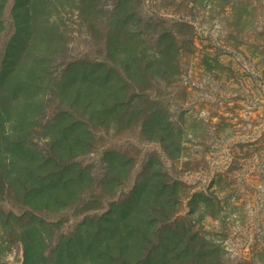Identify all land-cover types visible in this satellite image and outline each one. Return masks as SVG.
Instances as JSON below:
<instances>
[{"label":"rangeland","instance_id":"374dc122","mask_svg":"<svg viewBox=\"0 0 264 264\" xmlns=\"http://www.w3.org/2000/svg\"><path fill=\"white\" fill-rule=\"evenodd\" d=\"M25 1L0 0V65L25 15L18 6ZM46 1L30 49L46 45L49 51L37 61L29 57L28 64L43 60L54 79L76 61L91 70L103 63L104 73L116 69V85L103 89L106 99L91 98L88 111L114 115L100 119L102 125L89 123V114L83 117L88 122L81 125L80 142L87 149L56 159L75 158L92 182L74 190L78 198L47 209L28 192L39 189L45 153L63 138L62 125H69V115L80 121L86 104L72 107L69 91L61 96L56 82L46 80L28 94L34 105L23 112L30 115L26 125L4 107L0 264H25L28 242L36 247L35 264L50 263L61 247L68 254L74 241L65 236L72 226L113 211L114 201L124 204L138 180L152 186L143 196L149 206H171L166 218L186 223L185 238H203L209 260L264 264V0H86L87 8L79 0ZM119 16L125 21L121 43L110 46ZM93 102L104 105L98 109ZM231 160L237 170L226 174ZM53 166L48 171L57 172ZM107 170L116 185L97 191ZM200 192L215 200L214 218L190 216ZM30 225L44 238H23Z\"/></svg>","mask_w":264,"mask_h":264},{"label":"trees","instance_id":"16d2710c","mask_svg":"<svg viewBox=\"0 0 264 264\" xmlns=\"http://www.w3.org/2000/svg\"><path fill=\"white\" fill-rule=\"evenodd\" d=\"M77 3L87 8L86 0H79ZM48 4L49 1L46 0H26L18 5L23 8L25 15L22 17V22L17 24L11 43L7 47V53L0 65V133L4 131L5 123H7L5 116L8 110L4 108L6 105L16 112L19 117L17 122L21 127L26 125L30 115L25 116L23 112L34 105L33 102L28 104L29 99L31 100L28 94L32 89L34 91L35 83L39 81L54 80L55 90L61 96L69 91L71 99L76 103L72 107L86 104L80 121L72 120V115H69V125L67 127L62 125L63 138H58V146L51 147L45 153L46 157L42 167L46 174L43 175L41 182L35 185L36 188L40 185L39 189L28 192L29 196L32 193L34 197L42 198L47 209L66 199L71 201V199L78 198L74 190L88 187L91 184L92 177L87 167L74 160L73 157L67 162L57 163L56 157L57 155L65 157L70 153L72 156H76L77 153L80 155L87 149L88 145L83 146L80 142L81 125L88 122V119L83 117L89 114V123L102 125L100 119L105 115H114L113 111L105 113L104 110H100L102 112L91 110L95 112L94 114L88 112L91 98L106 99L105 96L103 97V89L108 85H116L117 79L120 78V73L115 71L116 69L104 73L101 70L105 68L103 63L96 70H91L83 62H73L63 69L59 78L56 79L52 78L53 74L42 67L43 60L38 61L40 64H28L29 57H34L37 61L39 56L42 57L46 51H49L46 45L35 50L30 49L35 36L40 33L37 31L44 21L41 13L47 10ZM15 18H17L16 15ZM124 22L122 16L114 18L110 46L121 43L120 30ZM14 42L18 45L15 46ZM95 104L93 102L92 106ZM101 105H104L103 102ZM95 106L98 109L102 107L99 104ZM22 117L24 118L20 121ZM106 155H108L107 152L103 154V156ZM52 163L53 168L58 170L57 172L48 171ZM237 165L236 160H231L225 173L237 170ZM106 172L95 186L97 191L104 190L107 185H116L113 177L110 178L112 172L108 170ZM140 181L134 184L124 204L118 205V200L114 201L113 211L108 209L101 214L87 216L84 220L75 223L72 231L67 237L65 236V238H73L74 241L66 248L68 254L65 255V249L61 247L48 264H64L65 262L66 264H216L214 260H209L210 255L206 252L208 247L203 238H194L195 234L190 238H185L186 223L184 222L183 227L180 224H173L170 218H166V211H169L171 206L163 208L165 206L160 204L158 208H154L153 205H148L150 198H143V196L149 195L152 186L148 184V181L141 183ZM154 199L153 202L158 205L160 203L157 201L158 198ZM196 199L199 207L190 211V216L196 213L203 218L205 216L214 218L215 215L212 213L216 211L212 210L214 209L212 205L215 200L213 201L202 192ZM165 203L167 205L168 202L165 201ZM220 203L221 201L219 205ZM219 210L222 211L221 206ZM164 219L167 220L161 222ZM31 226L24 229L23 238H44L42 232L40 233ZM29 245H31L30 242L25 245L24 262L26 264L29 257V264H35L36 254L32 253V249L36 247L32 248Z\"/></svg>","mask_w":264,"mask_h":264}]
</instances>
